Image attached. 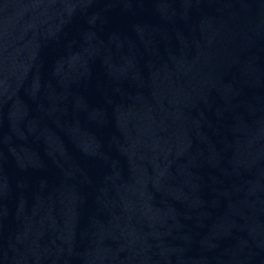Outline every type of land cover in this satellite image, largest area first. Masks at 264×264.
I'll return each instance as SVG.
<instances>
[{"label": "water", "instance_id": "1", "mask_svg": "<svg viewBox=\"0 0 264 264\" xmlns=\"http://www.w3.org/2000/svg\"><path fill=\"white\" fill-rule=\"evenodd\" d=\"M0 264H264V0H0Z\"/></svg>", "mask_w": 264, "mask_h": 264}]
</instances>
